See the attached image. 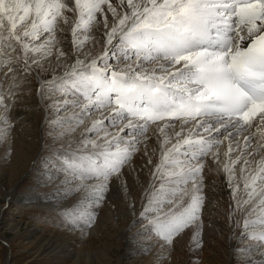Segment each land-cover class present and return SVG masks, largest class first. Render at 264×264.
<instances>
[{
  "label": "snow or ice",
  "instance_id": "6c2138e0",
  "mask_svg": "<svg viewBox=\"0 0 264 264\" xmlns=\"http://www.w3.org/2000/svg\"><path fill=\"white\" fill-rule=\"evenodd\" d=\"M31 77L56 168L41 187L59 181L42 202L71 230L94 225L114 185L130 191L126 172H144L130 227L145 224L161 249L191 231L202 250L211 163L233 258L264 264V0H0L6 159Z\"/></svg>",
  "mask_w": 264,
  "mask_h": 264
},
{
  "label": "bare ground",
  "instance_id": "6f19581e",
  "mask_svg": "<svg viewBox=\"0 0 264 264\" xmlns=\"http://www.w3.org/2000/svg\"><path fill=\"white\" fill-rule=\"evenodd\" d=\"M36 86L37 79L31 77L25 85V98L11 107L15 127L10 158H5L8 144L0 145V264H14L19 257L27 264H195L197 259L199 264H237L227 215L229 192L211 163L209 183L216 188L209 193L211 199L204 212L202 250H192L191 231L178 238L173 248L161 249L157 235V247L143 237L145 224L137 222L130 227L138 216L129 203L134 200L135 212L139 213L142 185L146 186L147 180L144 172L136 182L126 172L130 191L114 185L107 202L98 209L94 225L88 229L81 223L80 230H71L52 203L42 202L44 194L52 192L59 181L41 187L56 168L50 158L53 149L45 123L46 102L38 98ZM144 162L141 156L134 158L137 169ZM10 207H16V214L9 212ZM7 230L13 237L8 238ZM134 238L140 243L134 244ZM161 252L165 258H160Z\"/></svg>",
  "mask_w": 264,
  "mask_h": 264
},
{
  "label": "rangeland",
  "instance_id": "374dc122",
  "mask_svg": "<svg viewBox=\"0 0 264 264\" xmlns=\"http://www.w3.org/2000/svg\"><path fill=\"white\" fill-rule=\"evenodd\" d=\"M18 210H16V207H10L9 208V212L10 213H15L16 214V212H17ZM41 220L39 219V222H40ZM46 225V224H45ZM48 225L50 226V224L48 223L47 224V226L46 227H48ZM7 235H8V238H11V237H13V233L11 232V231H8L7 230ZM156 235L155 234H152L151 232H147V231H144V234H143V237H148L149 238V241L152 243V244H154V246L155 247H157V246H159V242H157L158 241V239H157V236L155 237ZM247 240H245L244 242H246ZM248 242H250V241H248ZM197 261H199L200 262V260H198L197 259ZM199 262H196L195 264H199ZM14 264H27V260H25V259H21L20 257H19V259L14 263Z\"/></svg>",
  "mask_w": 264,
  "mask_h": 264
}]
</instances>
